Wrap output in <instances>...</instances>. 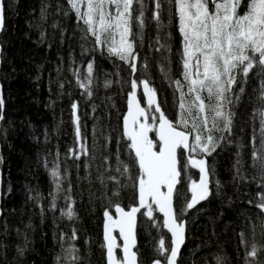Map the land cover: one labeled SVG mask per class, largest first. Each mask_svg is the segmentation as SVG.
<instances>
[{"label": "trees", "instance_id": "obj_1", "mask_svg": "<svg viewBox=\"0 0 264 264\" xmlns=\"http://www.w3.org/2000/svg\"><path fill=\"white\" fill-rule=\"evenodd\" d=\"M3 3L5 24L0 31V86L6 106L5 119L0 121V157L3 158L0 163V193H3L0 198V264H56L57 256L63 255L61 245L67 247L73 243V227L77 229L78 239L74 243L80 249V264H107L103 247L104 211L109 208L115 214L108 197L116 201L112 192L118 187L107 177L117 176L127 185L121 189L120 205L127 208L138 204L136 181L120 177L115 171L117 151L124 161L130 156L128 142L121 139L133 78L130 69L122 61L109 57L106 51L94 47V40L85 37V26L77 22L67 0H3ZM145 5L144 47L140 55L148 57V76L157 90L158 102L175 122L179 116V93L174 94L175 86H170L160 71V65L163 63L167 68V62L160 52L150 49L149 44L158 47L157 35L163 43L164 37L171 33V74L173 79H182L183 69L177 55L181 49L178 19L169 17L165 4L161 13L164 27L158 29L152 18L154 0H145ZM45 6L42 19L41 10ZM134 31L139 29L134 27ZM89 61H94L91 99L77 85L70 70L80 69L81 78H84ZM137 76L144 78L139 73ZM106 80L112 81L111 87H104ZM61 83L65 85L63 89ZM258 84V78L250 73L246 93L234 108L236 115L230 142L221 141L220 147L206 157L208 165L215 169V175L210 177L213 195L182 215L186 221V240L180 264H215L210 259L214 255L225 257L227 264H244L245 249L240 246L239 234L243 230L251 243L253 222L256 242L264 243V226L258 218L264 217V213L255 207L258 193L264 192V188L260 187L258 168L253 167L251 161L252 137L254 134L259 137L260 129L259 119L253 117L257 105L251 94ZM137 92L147 109L141 87ZM74 101L78 102L81 131L94 159L69 158V149L79 150L71 108ZM150 134L154 137V133ZM104 156L109 157L107 164ZM57 159L61 174L67 170L63 187L66 189L69 181L72 185L73 207L77 214L74 221L60 215V209L67 207L68 202L63 198L66 192L60 194L57 210L48 211L49 193L54 187L50 169ZM237 159L241 161L244 178L234 180ZM86 163L91 165L87 170ZM102 173L107 189L98 179ZM132 175H138V169L134 168ZM198 177V169L191 167L182 174L177 186L179 196L174 200L177 214L186 206V200L191 199L190 184ZM216 180L222 185L219 191ZM37 193L43 197L39 202L45 209L43 219L38 202L29 199ZM144 211L146 209H141L138 213L135 250L138 249L139 264H150L157 258L159 237L164 236L166 242H170V235L166 229L153 227V221L141 214ZM154 217L162 224L159 211L154 212ZM61 233L67 234L68 239L61 241ZM17 248L26 249L23 256L18 255ZM117 253L121 254L119 249Z\"/></svg>", "mask_w": 264, "mask_h": 264}, {"label": "snow or ice", "instance_id": "obj_2", "mask_svg": "<svg viewBox=\"0 0 264 264\" xmlns=\"http://www.w3.org/2000/svg\"><path fill=\"white\" fill-rule=\"evenodd\" d=\"M67 3L75 13L77 22H82L85 26V37L94 40L96 49L106 51L109 57H115L126 64L133 77L130 81L128 110L123 116L121 137L128 142L130 156L128 161H124L118 150L115 171L120 177L136 181L139 203L127 211L121 207L118 198L121 189L127 185L117 176L107 177V180L114 181L118 186L112 192V197L117 200L112 201V198L108 197L110 204L114 205L115 214L111 213L109 208L104 211L103 247L106 249L107 264H139L138 249H134L136 214L140 213L141 209H146L141 214L153 221V227L167 229L171 234L170 242H166L164 236L159 237L156 246L157 258H154L153 264H180L183 256L181 249L186 240L182 215L213 195L210 177L215 175V169L208 165L206 157L211 156L220 147L221 141L230 142L233 118L236 115L234 108L246 93L245 85L249 82L250 73H254L259 80L258 87L252 90L251 99L257 105L254 107L253 117L258 118L260 123L259 137L255 134L252 137L251 161L252 166L258 168L262 181L260 187L264 188V0H154L152 18L156 21L158 29L164 27L161 23V13L165 4L169 17L178 19L181 49L177 55L183 69L180 73L182 79H173L171 74V33L164 37L163 43L157 35L155 43L158 47L153 48L149 44V48L160 52L162 59L167 62V68L162 63L160 71L169 85L175 86L174 94L179 93V116L175 122L166 114L162 103L157 101V90L148 76V57L141 58L140 55V50L144 47L145 0H67ZM46 7L41 10L42 19L45 18ZM67 14L65 11L64 15ZM4 24L5 5L3 0H0V31H3ZM134 27L139 31H134ZM41 36L43 37V33ZM165 52L169 55H163ZM141 59L142 64L139 63ZM70 70L77 85L91 99L94 61L87 63V76L84 78H81L80 69ZM138 73L144 78L140 79ZM111 85V80L104 83L105 88ZM140 86L143 87L144 96L147 98V109L141 107L137 99V89ZM64 87L61 83L60 88ZM5 106L0 86V121L5 119ZM71 108L79 150L69 149V158L80 160L84 156L94 159L87 146V139L81 131L78 102L74 101ZM93 111L95 112V107ZM150 133H154V137L150 136ZM214 133L228 135L217 137ZM103 159L105 164L109 162L108 156ZM0 163H3L2 157ZM90 166V163H86L85 169ZM190 167L198 169L199 181L191 182V199L186 200V206L177 214L174 207V200L179 196L177 186L181 183L182 174ZM134 168L138 169V175L135 177L132 175ZM234 168L236 175L233 179H243L239 159ZM50 176L54 187L49 193L48 211L57 210V200L61 193L66 192L67 195L63 198L68 202L67 207L60 209V215L74 221L77 214L73 207L75 201L71 195L72 185L69 181L67 188L63 187L67 170L64 175L61 174L58 159L50 169ZM98 179L107 189L103 173ZM215 185L217 191L222 187L219 180L215 181ZM2 196L3 193H0V198ZM258 197L255 207L260 213H264V192H259ZM29 199L38 202L43 219L45 209L39 203L43 197L37 193ZM155 211L163 214L162 224L156 222ZM258 218L264 226V217ZM113 225L119 229L122 245L117 243V237L112 234ZM255 231L253 222L251 243L243 230L239 234L240 246L245 249L244 264H264V243L256 242ZM66 239L67 234L61 233L60 240ZM77 239V229L73 227V243L67 247L61 245L63 255L57 256L56 264H80V249L74 243ZM117 249L121 254L117 253ZM25 250L17 248L18 255L23 256ZM210 259L215 264H227L226 258L220 255H214Z\"/></svg>", "mask_w": 264, "mask_h": 264}, {"label": "water", "instance_id": "obj_3", "mask_svg": "<svg viewBox=\"0 0 264 264\" xmlns=\"http://www.w3.org/2000/svg\"><path fill=\"white\" fill-rule=\"evenodd\" d=\"M140 87H141V90H142V94L144 96L143 87L142 86H140ZM137 99L140 101L141 107L145 108V106L143 105V103H142V101H141V99H140V97L138 95V92H137ZM144 99H145V102L147 103V98L145 96H144ZM157 101H158V95H157ZM127 110H128V105H127L126 112H127ZM150 136H151V134H150ZM196 181L197 182L199 181V177H198V179ZM137 195H138V189H137ZM138 203H139V200H138ZM135 205L138 206V204H135ZM131 206H133V205H131ZM131 206L126 208V207L121 205V207L125 208L126 211L129 210ZM160 214L162 215V221H163V219H164L163 214L162 213H160ZM137 219H138V213L136 214V229H135V231H136V244H137V240H138V238H137ZM183 220L185 221V219H183ZM104 224H105V221H104ZM104 224H103V235H104ZM185 228H186V221H185ZM112 234L117 237V243L119 244V229L115 225L112 226ZM169 235H170V240H171V234L169 233ZM120 242H121V245H122L123 244V240L120 239ZM151 264H153V262Z\"/></svg>", "mask_w": 264, "mask_h": 264}, {"label": "flooded vegetation", "instance_id": "obj_4", "mask_svg": "<svg viewBox=\"0 0 264 264\" xmlns=\"http://www.w3.org/2000/svg\"><path fill=\"white\" fill-rule=\"evenodd\" d=\"M150 263H152V262H150Z\"/></svg>", "mask_w": 264, "mask_h": 264}]
</instances>
